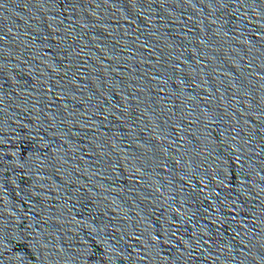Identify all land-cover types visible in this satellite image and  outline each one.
Instances as JSON below:
<instances>
[{
	"label": "water",
	"instance_id": "95a60500",
	"mask_svg": "<svg viewBox=\"0 0 264 264\" xmlns=\"http://www.w3.org/2000/svg\"><path fill=\"white\" fill-rule=\"evenodd\" d=\"M0 264H264V0H0Z\"/></svg>",
	"mask_w": 264,
	"mask_h": 264
}]
</instances>
